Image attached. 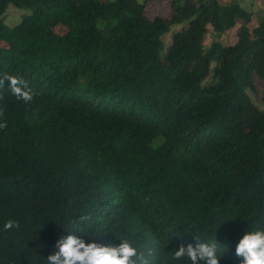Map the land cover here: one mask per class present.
Listing matches in <instances>:
<instances>
[{
  "label": "trees",
  "instance_id": "1",
  "mask_svg": "<svg viewBox=\"0 0 264 264\" xmlns=\"http://www.w3.org/2000/svg\"><path fill=\"white\" fill-rule=\"evenodd\" d=\"M157 1L0 0V78L35 94L0 87V264H46L70 234L127 239L150 264H190L172 252L216 239L220 264H240L239 239L264 230V110L247 93L264 14L250 30L236 3L171 0L148 18ZM9 6L27 11L12 27Z\"/></svg>",
  "mask_w": 264,
  "mask_h": 264
},
{
  "label": "clouds",
  "instance_id": "2",
  "mask_svg": "<svg viewBox=\"0 0 264 264\" xmlns=\"http://www.w3.org/2000/svg\"><path fill=\"white\" fill-rule=\"evenodd\" d=\"M8 81L13 95L30 103L34 93L18 79L5 75L0 78V87ZM3 96H0V100ZM2 115V113H0ZM7 127V121L0 122V130ZM89 220L88 216H80L74 220L78 226ZM19 228L18 222L8 220L4 224L5 230ZM117 246H109L96 242L86 243L76 235L62 236L57 239L54 251L46 257V264H150L145 253L134 246L127 239L119 240ZM195 246L181 244L171 254L174 261L187 260L190 264H220L221 255H217L218 243L216 239L211 242H200L196 239ZM235 255L242 258L240 264H264V230L254 229L247 231L239 239Z\"/></svg>",
  "mask_w": 264,
  "mask_h": 264
},
{
  "label": "rangeland",
  "instance_id": "3",
  "mask_svg": "<svg viewBox=\"0 0 264 264\" xmlns=\"http://www.w3.org/2000/svg\"><path fill=\"white\" fill-rule=\"evenodd\" d=\"M224 4L228 5L230 3H236L240 8L246 12L252 13V20L249 23V29L254 28L258 21L264 14V0H222ZM171 0H158L156 3L148 5L146 9V16L148 18H154L156 16L167 19L172 15L170 9ZM27 14V11L22 9H16L13 6H9L5 13V24L8 27H12L20 22L21 16ZM179 27H173L171 32L178 30ZM171 32L163 37L164 46L167 47L170 43V34ZM236 28L229 30L215 40L221 43L222 45H231L236 40ZM214 39V34L211 31V28L208 27V32L204 38V46L208 47L212 40ZM254 89L248 90V95L251 101L259 107V109L264 110V104L261 101V96L264 90V81L259 80L257 77H254Z\"/></svg>",
  "mask_w": 264,
  "mask_h": 264
}]
</instances>
